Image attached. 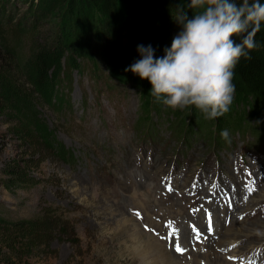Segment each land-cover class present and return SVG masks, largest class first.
<instances>
[{
	"label": "rangeland",
	"instance_id": "374dc122",
	"mask_svg": "<svg viewBox=\"0 0 264 264\" xmlns=\"http://www.w3.org/2000/svg\"><path fill=\"white\" fill-rule=\"evenodd\" d=\"M18 1L13 2V11L12 4L6 7V14L15 13V19L23 18V24L31 25L32 12H28L24 0ZM131 1L139 10L134 12L135 19L126 15V24L125 19L112 18L104 30L98 29L93 52L100 48L103 52L91 61L85 57L74 62L70 40L81 39L74 30V21L71 28L68 25L69 30L65 26L69 22L66 10L63 19L56 14L41 20L35 30L22 27L14 31L21 36L27 54L32 53L38 40L39 44L50 41L51 56L61 55L65 66L56 83L70 88L75 112H61L60 96L57 97L60 91H51L49 100L34 91L33 99L44 125L39 128L26 124L15 107L4 103L0 115V258L9 259L8 264H141L133 240L108 226L107 204L111 201L138 220L144 232L167 244L169 251L187 255L184 259H194L195 254L201 253L199 263L248 264L228 263L227 258L228 262L223 261V247L216 249L223 262H215L217 259L208 253L207 245L216 248L227 229L226 233L235 234L233 228L264 223V142L248 146L254 138L250 131L237 132L228 145L214 144L210 133L206 138L183 141L182 134L172 131L176 121L168 125V116L158 113L152 122H157L160 132L152 136L140 132L136 122L139 98L133 90L120 88L121 84L109 77L104 64L112 61L119 65L122 74H128V56L114 51L111 44L121 37L128 45L137 30H156L163 15V2ZM146 1L152 14L145 10ZM182 2L185 0L179 3ZM172 4L170 29L175 28L177 36L182 31L175 19L178 0H172ZM13 22L16 24V20ZM129 23L138 28L131 30ZM8 27L13 30V25ZM65 32L70 33V40L63 38ZM152 40L149 37L150 43ZM158 42L154 41L155 48ZM91 63L102 73L99 77L91 74ZM54 87L57 90L56 84ZM151 89L149 82L148 94ZM195 118L192 107L186 116L177 117L178 127L186 130L189 124H195ZM52 134L71 151L73 158L66 160L64 154L52 147L48 140ZM142 185L155 200L146 207L141 206L146 200L140 192ZM250 186L255 191L249 192ZM127 188L135 190L137 198H131ZM198 222L204 223L200 241L194 240L199 234L195 228L199 227ZM222 225L223 231L214 230ZM183 232L190 234L189 240H184ZM214 233L216 238L210 243ZM176 234L184 253L175 250L178 242L171 235ZM238 241L240 245L241 240ZM256 241L246 254L239 253V248H234L237 241L233 242L231 247L238 252L235 257L251 253L255 259L251 264H263L264 236ZM208 255L213 258L210 262L206 261Z\"/></svg>",
	"mask_w": 264,
	"mask_h": 264
},
{
	"label": "trees",
	"instance_id": "16d2710c",
	"mask_svg": "<svg viewBox=\"0 0 264 264\" xmlns=\"http://www.w3.org/2000/svg\"><path fill=\"white\" fill-rule=\"evenodd\" d=\"M14 1L19 2L18 0H0V115L4 112V103H10L17 109L19 117L26 119V124L30 123L43 128L44 125L41 123L40 113L33 99L34 91L42 93V96L48 100L51 91H60L57 97L60 96L58 99L60 100V106H62L61 112L66 114L75 112L71 96H69L70 88L64 85L60 87L59 83H56L57 79L59 80L58 73L65 66V61H61V55L59 57L51 56V48H48L51 47L50 41L39 44V41L36 40L32 53L27 54L26 51H23L21 36L15 35L14 31L22 27L27 28V30H35V26L41 20L56 14L59 19H63L66 10V19H69V22L65 26L68 28V25H70L69 27L71 28L74 21V30L77 31L81 39L78 42L73 39L70 40V33L68 32L63 35V38L71 41V55L76 58L74 62H79L85 57L91 61L103 52L101 48L93 52L92 44L95 32L97 33L98 29L104 30L107 26L106 24L112 18L125 19L127 24L129 19L126 15L131 17L134 12L139 10L136 9L131 0H24L28 6V12H32L31 19H29L31 20V25L27 26V23L23 24L21 22L23 18L15 19V13L6 14V7L10 4H12L10 11H13L12 7L16 4L13 3ZM161 1L163 2V15L159 18V27L154 30L155 32L146 33L144 32L145 30L142 32L137 30V35L132 37L130 44L127 45V43L123 42L121 37L111 44L114 51L128 56V68L136 61L142 59L137 50L139 45L145 47L151 45L154 50V56L157 58L164 57L166 54L165 49L171 48L177 31L175 28L170 29L172 26L170 15L174 4H172V0ZM180 1L178 0V8L183 7L189 18H193L195 12L202 11L200 8H189L188 5L191 0H185L184 3H179ZM229 2H234L239 7L242 6L243 0H229ZM252 2L253 0H249L250 4ZM259 2L264 5V0H259ZM149 5L150 3L146 1L145 10H149V14H152L153 9ZM1 9L5 11L1 12ZM134 16L132 17L133 20L135 19ZM13 20H16V24H13L15 23ZM95 21L96 24H94ZM59 23L60 26H63L61 20ZM10 25H13V30L9 29L8 26ZM129 25L133 31L138 28H135L131 23ZM178 25L180 24L178 23ZM244 35L246 34L233 35L231 39L236 44H240ZM149 37L154 38L151 43L148 41ZM156 40L159 42L161 40V42H158V46L155 48L153 44ZM255 40L258 47L250 53L252 58L250 60L241 58L234 70L233 83L235 85V93L230 110L214 119H205L203 113L196 109L195 106L186 107L183 110L172 109L162 102H158L147 93V86L150 82L148 79H141L131 71L128 74L124 72L122 74L119 65L114 64L112 61L106 62L107 64H104V66L105 68L107 66L106 70L109 77L121 84L120 88L133 90L139 98V112L136 122L143 135L152 136L160 132L155 122H152L154 115L158 113L161 117L168 116V125H171L170 122L176 121L172 131L173 133L179 132V134H182L183 141L186 139L189 141L195 139V137L206 138L211 134L213 137L212 139L210 137V139L213 140L214 144L228 145L237 132L244 131L242 133L244 134L250 131L257 141L253 140L250 145L257 146L259 143L264 142V22H262L261 30L257 33ZM94 49L97 48L94 47ZM110 55L112 56V54ZM92 65V63L89 64L91 67L89 70H92L91 74L99 77L102 73H99V69H95ZM69 83L71 81H68ZM26 84L31 85V87ZM55 84L57 85V90L54 87ZM65 93L67 94L66 96H69L67 101H65ZM192 107L195 109V124H189L188 128L183 130L182 127H178V120L176 119L182 115L186 116L188 109H192ZM252 121L257 123L253 124ZM224 129L229 131L228 141L220 135ZM48 140L58 153L64 154L66 160L73 158L71 151L67 150L65 146L63 147V143L54 134ZM8 262L9 259L0 258V264H8Z\"/></svg>",
	"mask_w": 264,
	"mask_h": 264
},
{
	"label": "clouds",
	"instance_id": "9594fccd",
	"mask_svg": "<svg viewBox=\"0 0 264 264\" xmlns=\"http://www.w3.org/2000/svg\"><path fill=\"white\" fill-rule=\"evenodd\" d=\"M189 18L178 8L176 21L182 31L174 37L165 56L155 58L151 45L138 46L142 59L126 68L152 85L150 95L172 109L195 106L205 119H214L230 110L234 100V70L241 58L251 59L258 47L255 40L264 22V5L243 0L237 6L229 0H191ZM244 35L236 44L231 37ZM226 141L229 131L220 133Z\"/></svg>",
	"mask_w": 264,
	"mask_h": 264
},
{
	"label": "bare ground",
	"instance_id": "6f19581e",
	"mask_svg": "<svg viewBox=\"0 0 264 264\" xmlns=\"http://www.w3.org/2000/svg\"><path fill=\"white\" fill-rule=\"evenodd\" d=\"M142 187L144 188V185L140 186V188H142ZM127 191H130V189L127 188L126 192ZM134 191H130L129 192L130 193L129 196L131 198H134L136 196V193ZM140 192L142 194V197L144 199H146L141 204V206H145L146 207V204L148 202H154L155 201L154 197L152 196V193H150L148 188H144L143 190H140ZM209 197H211V196H209ZM136 198H137V196H136ZM111 202L112 203L110 205L107 204V210H108V222L107 223H108V226L112 225L110 227L114 228V230L117 231V234H119L120 236H123V237L129 236L133 240L134 249L136 250V252L138 254V257L140 258V263L141 264H204L205 263L203 261H201L200 263L198 262L199 259L203 258L201 256V253H199L198 255L195 254L194 259H184V257L187 256V255H185V254H184L185 256L184 255H177V254L174 253V251H172V250L169 251L167 244L160 242L159 240H157L152 235L147 234L146 232H144L142 230V228L140 227V225L138 224V222H137L138 220L136 221L134 218L128 216L126 213L123 212V210L120 208L119 205H117L113 201H111ZM204 219H205V217H204ZM232 221H233V219H232ZM203 224H202V222H198L199 227H203L204 226ZM211 224H212V222H211ZM206 227H207V225H206ZM210 228H212V227H210ZM221 228H222V231H223V228H224L223 225H222V227H216L215 230H218V229L221 230ZM233 230H234L235 234L226 233L228 231V229L225 230V232H222V236H220V238L218 237L219 238V243L216 241L218 243L216 248H214L213 245H207V246H209L208 247V253H210L211 255L215 256L216 259H217L215 262L222 263L225 260H226V262L230 261L228 263H239V261H249L250 258L252 257L251 253H249V254H247L245 256L243 254H238V258L239 259H234V258H235V256L237 255L238 252L239 253L243 252L244 254H246L248 249H251L250 245H253L254 243H257L256 240H259L260 236H264V223L253 224V225L248 226V227H246L244 229L241 228V227H236V228H233ZM202 232H203V230H202ZM183 233H185V232H183ZM216 235L217 234L214 233L210 237V239L208 241L210 243L213 242L215 240V238H216L215 237ZM204 236H206V235H204ZM183 237H184V240L187 241V240L190 239V234L187 236L186 233H185ZM246 237H249V239L245 240ZM201 238L202 237L199 236L195 240H199L200 241V240H202ZM173 239L176 242L177 241L176 240L177 236L173 235ZM238 240H241L240 241V245H239V241ZM236 241H237V244H235L234 248H239L238 252L236 251V249H233V247H231L232 243L236 242ZM244 241H246V242L243 243ZM219 247H223L222 248L223 254H224L223 261H222V256L217 252L218 250H216ZM230 249H232V250H230ZM199 250H200V248H199ZM206 254L207 253H205V255ZM207 257H208V259H206V261H208V262H210V260L213 259V258L212 259L209 258V255ZM226 258L228 259V261H227ZM204 259H205V257H204ZM235 261H238V262H235Z\"/></svg>",
	"mask_w": 264,
	"mask_h": 264
},
{
	"label": "snow or ice",
	"instance_id": "6c2138e0",
	"mask_svg": "<svg viewBox=\"0 0 264 264\" xmlns=\"http://www.w3.org/2000/svg\"><path fill=\"white\" fill-rule=\"evenodd\" d=\"M254 183V182H253ZM170 191H171V189H169ZM249 192H251V191H255V188H254V186H250L249 187ZM171 223V222H170ZM209 223H211V218L209 217ZM175 250L177 251V252H179V253H183L184 251H185V249H183L180 245H179V243H176L175 244Z\"/></svg>",
	"mask_w": 264,
	"mask_h": 264
}]
</instances>
